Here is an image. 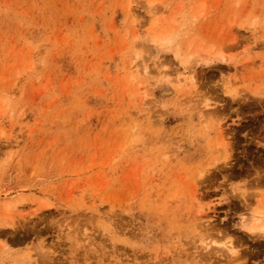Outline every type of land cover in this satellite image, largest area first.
<instances>
[{"label":"rangeland","instance_id":"rangeland-1","mask_svg":"<svg viewBox=\"0 0 264 264\" xmlns=\"http://www.w3.org/2000/svg\"><path fill=\"white\" fill-rule=\"evenodd\" d=\"M261 224L264 0H0V264H264Z\"/></svg>","mask_w":264,"mask_h":264},{"label":"bare ground","instance_id":"bare-ground-1","mask_svg":"<svg viewBox=\"0 0 264 264\" xmlns=\"http://www.w3.org/2000/svg\"><path fill=\"white\" fill-rule=\"evenodd\" d=\"M163 79V78H162ZM178 82H180V81H178ZM182 83H183V80H182ZM182 83H180V85L182 84ZM179 84V83H178ZM182 88V87H181ZM222 136V135H221ZM224 140V139H223ZM224 143V142H223ZM226 145V144H225ZM251 230H252V232H255L256 233V231H260V232H264V224L262 225H259V226H257L256 225V227L255 228H250ZM259 233V232H258ZM260 234H262V233H260ZM259 235V234H258Z\"/></svg>","mask_w":264,"mask_h":264}]
</instances>
